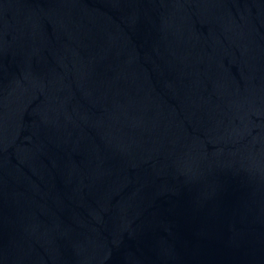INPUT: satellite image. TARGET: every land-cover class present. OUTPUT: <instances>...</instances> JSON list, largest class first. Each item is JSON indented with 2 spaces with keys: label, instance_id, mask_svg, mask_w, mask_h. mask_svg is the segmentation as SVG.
Returning a JSON list of instances; mask_svg holds the SVG:
<instances>
[{
  "label": "water",
  "instance_id": "95a60500",
  "mask_svg": "<svg viewBox=\"0 0 264 264\" xmlns=\"http://www.w3.org/2000/svg\"><path fill=\"white\" fill-rule=\"evenodd\" d=\"M0 264H264V0H0Z\"/></svg>",
  "mask_w": 264,
  "mask_h": 264
}]
</instances>
